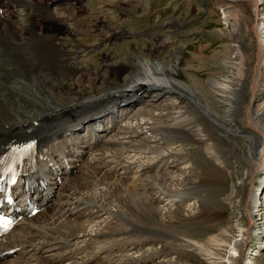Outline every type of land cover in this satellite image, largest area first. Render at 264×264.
<instances>
[{"label": "bare ground", "instance_id": "6f19581e", "mask_svg": "<svg viewBox=\"0 0 264 264\" xmlns=\"http://www.w3.org/2000/svg\"><path fill=\"white\" fill-rule=\"evenodd\" d=\"M59 1L66 0H55ZM109 1L128 6L132 0ZM244 1L255 15V23L243 14V6L237 17H231L227 8L233 55L222 62L228 74L209 79L208 90L206 82L203 89H199V81L195 86L187 84L181 67L182 48L161 59L144 53L103 60L86 72L90 74L89 90L81 85L84 74L67 76H76L74 90L69 78L59 70L53 72V61H75L83 52L84 37L94 35L96 24L84 22L81 11L69 2L59 5L52 0H0V25H6L7 3H12L15 24L9 29V39L0 32V60L10 59L24 72L30 67L36 73L35 83L26 88L7 89L0 84V184L4 182L17 196L18 204L11 214L16 219L14 227L0 236V264H64L66 260L69 264H253L257 252L248 249L247 240L253 238L258 242L256 249L264 248V94L256 90L263 83L264 0ZM117 8L118 14L123 12L119 4ZM44 12L60 25H45ZM30 15L36 18L29 19ZM51 27L57 35L46 32ZM259 33L262 39L255 40ZM109 35L110 39L125 36L122 31ZM250 35L254 42L248 39ZM101 40L95 39L94 45ZM28 47L31 54L25 52ZM254 52L257 64L247 87L246 56ZM11 69L0 68V77ZM242 89H246L249 100L239 126L234 111ZM207 95L214 97L217 108L207 105ZM29 111L34 115L28 117ZM138 117L147 120L141 123ZM136 119L134 126L121 124ZM215 131L222 134H217L218 140L235 138L227 144V156L220 147L222 155L218 154L223 159L210 152V136ZM237 135L245 136L246 141L238 142ZM186 146L194 150L190 152ZM121 147L123 151L157 155L150 157L146 166L141 162L124 164L125 160L118 159L119 173L103 158L81 163L78 154L81 151L91 157L93 150L107 151L113 159L121 154ZM193 157L201 162L192 161ZM227 160L231 172L225 166ZM248 160L257 166L249 176H260L257 185L251 182L248 200L240 198L236 202L246 214L244 230L234 235L231 224L217 233L215 228L196 229V224L209 220L210 213L214 215L212 181L220 185L217 175L224 177L227 173L238 177L236 165ZM184 162L192 165L185 169ZM73 174L77 176L71 177ZM92 185L106 191L101 190L98 197L83 195ZM51 187L59 191L51 192ZM242 187L241 182L233 183L228 191L225 186H217L218 203L225 208L233 198L240 197ZM116 192L119 207L113 212L108 206ZM202 194L209 203L198 207ZM183 197L199 208L196 216L160 211V205L181 203ZM54 199L55 204L51 203ZM32 205L38 211L29 215L27 209ZM103 216L107 219L93 235L84 234V224ZM80 233L84 239L78 242ZM196 233L206 236L198 240L194 238ZM35 244L50 252L46 260ZM158 244L163 247L157 249ZM21 247L27 250L12 258ZM170 255H176L178 261Z\"/></svg>", "mask_w": 264, "mask_h": 264}, {"label": "rangeland", "instance_id": "374dc122", "mask_svg": "<svg viewBox=\"0 0 264 264\" xmlns=\"http://www.w3.org/2000/svg\"><path fill=\"white\" fill-rule=\"evenodd\" d=\"M52 2L54 4L57 3L59 5H66L69 2L70 5L76 6L77 9L81 11L82 20L84 22L86 23L94 22L96 24L95 27L96 30L94 31V35L92 37L91 36L84 37L83 43L81 44L83 46L82 49L83 52L79 55L78 58H76L75 61L74 60L70 62L61 61L58 62V64H56V62L53 61L54 63L53 72L59 70L66 77L73 74H84L85 76L81 80L82 81L81 85L86 87L87 90L91 89V86L89 84L90 74L87 75L86 72L89 69L92 71L97 66V64L102 62L103 60H111V59L117 60L124 55L133 56V55H143L144 53L154 55L157 59H161L166 56H171L174 52H178V50H180L181 48L183 50L181 53V60H182L181 63H184V65L181 67L183 68V70H185L184 75H186L185 77L187 78V82H188L187 84L190 86H195L199 81L200 82L199 89L201 88L203 89V87H205L204 85L206 82V89H207L208 88L207 82L209 81V79L211 78L215 79L228 74V71L223 69L222 62H224V59H226L228 56L233 55V49L230 46L232 28L229 27V22L231 20H228L226 18L228 16L225 13L227 8L229 9L228 11L231 12L230 15L231 17H237L236 15L240 14V9L244 7L245 10H243V14H245L248 17V19H250L251 23L252 22L255 23L254 20L255 15L252 12L249 3L244 0H132L130 1V5L128 6H124V3L121 2L115 4L114 2H111L109 0H69L68 2L67 0L59 1V2H55V0H52ZM1 3L3 6L4 2ZM117 4L122 6L123 9L122 13L119 14L117 13L118 10ZM6 8L8 10V14L6 16V22H5L6 25L5 27L0 25V32L3 33L2 36H5L7 39H9L10 37L9 29H11V27H15V24L12 23V21L14 20V10L12 8V3L11 4L7 3ZM108 9H112L114 12L109 14ZM44 17L46 19H44L45 21L42 22L45 25H51V26L60 25L59 22L56 23L50 20L51 19L50 14L46 12H44ZM34 18H36L35 15L29 16V19H34ZM239 21H241L240 18ZM73 30L75 29L73 28ZM121 31L124 32L125 36H120L118 37V39L117 38L110 39L109 34L121 32ZM46 32L54 33L57 35L56 29L52 27L47 29ZM262 37H263L262 33H259L257 36H254V39L255 40L258 38L262 39ZM95 39H102V40L100 43L94 45ZM248 39H251V41L254 42L253 36L250 35ZM25 52L31 54L32 53L31 48L28 47L25 50ZM255 55L256 54L254 52V53H248V55L246 56V60L248 61L249 72L247 74L248 76L247 80L244 81V86L247 87L252 81V77H253L252 69H254V66L257 64ZM5 66L9 68L13 67V69L9 70L10 71L9 73L3 74L0 77V84L4 83L7 89L8 87L26 88L28 86H32L35 83L34 81L36 79V73L32 69H30V67H26L24 72L19 66H13V63L11 62L10 59L0 60V68H5ZM73 70H76V72H74ZM262 71L264 72V67ZM263 72H261V75L262 74L264 75ZM263 75L261 79L263 83L261 81L259 83V85L261 83L262 85L256 88L257 92L261 93L262 95L264 94ZM67 78H69V80L71 81L69 82V86H72L73 89L76 90L75 87V84L77 82L75 80L76 76H73V79H71L70 77ZM97 86L100 87V84H98ZM242 91H243L242 94L243 93L244 94L243 95L241 94L239 98L235 100L236 110L234 111V118L236 121L239 122V123L237 122L239 126L244 122L243 117L246 111L245 109L247 108L246 104L249 100V97L247 96L246 93V89L245 90L242 89ZM7 95L8 96L11 95V91H8ZM207 97H208L207 105L213 108H217L216 106H214L215 105L213 102L215 100L214 97L212 95H207ZM76 108L81 109V107H76ZM22 112L24 114H27L25 109L23 108H22ZM32 115H34V113L29 111L27 116L29 117ZM138 118L140 119V117ZM145 119L146 118L141 117L140 120L142 121L140 122L143 123ZM136 121L137 119L134 120V122L124 121L121 122V124L122 125L126 124L131 126L133 123L134 126ZM211 134L212 133H210V135ZM217 134L222 136V134L219 131H215L214 134L210 136L212 137V139L210 138L211 139L210 152L215 155L218 153L222 155V152H220V147H222V149H225V152L223 154L227 156L228 154L227 150L230 149V148L228 149V146L230 147V145L227 144H231L232 142L231 140H235V138L229 136V138L226 137V140L224 141L218 140V138L216 137ZM235 137L236 140L240 143L246 141L247 139L245 136L242 135L241 136L237 135ZM218 143L221 145H219ZM223 144L227 145L226 146L227 148H225ZM186 147L190 152L194 150L193 146H186ZM121 149L122 147L118 148V150L121 151L120 152L121 154L115 155V158L117 160L115 158H113L114 160L111 159V157H113L111 156L112 153L110 152L111 153L110 154L107 151L101 152L102 153L101 154L99 152L96 153V150H93L91 152L92 153L91 157L87 154H83L81 151L78 154L82 159L81 163L91 162L93 157L96 159L103 158V160L107 162L109 168H114L116 169L115 171L119 173L121 172L120 170L121 166H117V164L120 163L121 160H125V162H123L124 164L131 163L133 165H136V163L140 164L141 162L143 166H146V164H148L149 158L151 157L154 159L156 158L157 155V154L142 155L141 153L140 154L136 153L137 151L131 152V150L129 151L124 150L125 151L124 152ZM220 155L219 157L223 159ZM118 159L120 160L119 162ZM192 161H195L196 163L201 162L199 158H194V157L192 158ZM231 161L233 160L230 159L229 162L231 163ZM113 162H117V163H113ZM229 162L227 160V164L225 166L230 171L232 170V167L230 166ZM149 164L151 165V162ZM190 165L192 164H190L189 162H184L182 167L188 169ZM237 166L239 167L237 170L238 177H235V173H231V175L227 173L228 176H224V177L217 175L219 176L218 182L220 183V185L218 184L216 185V181L214 180L212 181L213 198H214V215L210 213V215H212L213 217L209 215L210 217V218L208 217L209 220L207 221L205 220L200 222L199 224H196L194 226L196 229L210 228L211 230L215 228L217 233L221 230H226L228 226L231 224L232 227H234L232 229L234 231V235L235 234L240 235V233L244 230L245 224L247 223L246 214L245 212H242V210L236 204V202L240 198L248 200V191L251 188L250 184L252 182L253 185H257L258 183L257 179L260 175L258 173L252 177L249 176L250 175L249 173H251L250 170H253L257 167L256 162L253 160L242 162L241 165L239 164L236 165V167ZM212 174H215V172L212 171ZM73 175L71 177L77 176L76 174ZM223 178H225L226 180ZM237 182L238 183L241 182V184L243 185L238 195V197L239 196L240 197L239 198L236 197L237 199L233 198L234 200L230 201L229 204L225 208H223L217 201L216 187L219 186L220 188V186L221 187L225 186L227 188L226 190L228 191L230 190L233 183H237ZM93 186L94 185H92V188L89 187L88 189H86V192L82 194L90 195V197L92 196L98 197L101 190L103 192L106 191V189L101 186L100 187L96 186L97 188ZM56 190L57 189L54 190L51 187V192H56ZM57 191H59V189ZM262 194H263L262 195L263 203L261 207V213L263 218L262 219L263 224L261 227V231L262 229L264 231V190ZM200 198L203 199L198 200L197 206L198 205L204 206L207 203H209L207 198H205L203 194L202 197ZM118 199H119L118 192L114 193V195L111 196V201L113 206L110 204L108 208L113 212H116L117 208L119 207L116 206L119 204ZM183 199L184 200L178 204H176L175 202L173 203L165 202L164 204L159 206V209L160 211H162V213H166L169 210V211L179 212L181 214L186 215L187 217L191 215L196 216L199 211L198 208L199 206L198 207L196 205L194 206L193 202L186 201L187 199H185V197H183ZM51 203L55 204V199ZM252 215L254 216V213ZM105 219H107V216H103V218L94 220L93 223L87 222L86 224H84L85 227L84 234L86 233V235H91V234L93 235L98 225ZM257 227H260V225ZM197 234L198 233L194 234L196 236L194 238L198 240L203 238V235L204 237L206 236L204 233L202 234L199 233L198 235ZM79 235L80 237L78 238V242L84 239V237H82L83 233H80ZM252 239L253 238H249L247 240L248 242L247 247L249 250H254L255 252H257L255 256H253V260H252L253 264H264V248H261L260 250L256 249V247L258 246V242H255V240ZM262 241L264 242V233H263ZM156 247L157 249H161L163 245L158 244V246ZM34 248L43 257V259L46 260L49 257L50 252H47L46 249L42 248L40 244L39 245L35 244ZM22 250H27V249L22 248L15 255H12V258L20 256L19 254L22 252ZM132 253L133 252H131L130 255L134 258H137V254L135 255L134 253L133 254ZM170 258L173 261H178L176 255H170ZM31 263L33 264V262ZM66 263L69 264L68 260H66L64 264ZM202 264H210V263L207 261H203Z\"/></svg>", "mask_w": 264, "mask_h": 264}]
</instances>
